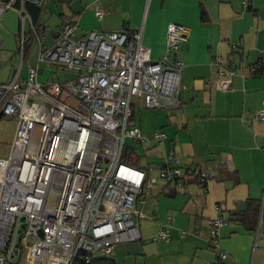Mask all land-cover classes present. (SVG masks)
Segmentation results:
<instances>
[{
  "label": "built area",
  "instance_id": "1",
  "mask_svg": "<svg viewBox=\"0 0 264 264\" xmlns=\"http://www.w3.org/2000/svg\"><path fill=\"white\" fill-rule=\"evenodd\" d=\"M46 1L0 0V20L13 10L20 22V64L12 79L0 81V118H16L9 155L0 159V264H89L106 257L112 245L140 238L135 208L140 195L159 181L180 187L190 180L205 189L213 175L172 155L154 175L121 161L126 139L141 144L165 138L162 130L143 134L130 123L131 105L137 100L145 108H177L182 62L153 59L137 31L77 35L76 24L67 21L51 29L42 20ZM26 4L40 10L37 20ZM102 14L96 7L95 15ZM186 33L182 25L168 23L167 54ZM42 63L73 74L62 79L51 74L40 82ZM214 64L218 87L229 89L235 71L221 68L219 57ZM256 117L264 118V108ZM225 223L220 217L210 221L212 244ZM154 239L170 236L161 229ZM226 255L217 249L220 261Z\"/></svg>",
  "mask_w": 264,
  "mask_h": 264
},
{
  "label": "crops",
  "instance_id": "2",
  "mask_svg": "<svg viewBox=\"0 0 264 264\" xmlns=\"http://www.w3.org/2000/svg\"><path fill=\"white\" fill-rule=\"evenodd\" d=\"M75 5L68 18L76 24V34L137 31L153 59L182 62L177 108L132 102V124L143 134L155 129L165 133L161 142L149 141V163L140 166L154 175L172 155L213 174L205 189L190 180L180 187L159 181L140 195L135 204L140 238L112 245L106 259L111 264H264V118L256 117L264 108V0H91L85 11ZM96 7L103 10L100 18ZM66 19L62 13L51 21L42 17L51 29ZM171 22L186 28L187 39L167 54ZM0 26L18 31V14L5 11ZM218 57L221 68L235 71L227 90L218 87ZM44 64L40 82L51 74L60 79L73 74ZM244 213L255 216L252 226L234 220ZM216 217L226 223L212 244L210 221ZM161 229L169 241L154 239ZM217 249L227 253L221 261Z\"/></svg>",
  "mask_w": 264,
  "mask_h": 264
},
{
  "label": "rangeland",
  "instance_id": "3",
  "mask_svg": "<svg viewBox=\"0 0 264 264\" xmlns=\"http://www.w3.org/2000/svg\"><path fill=\"white\" fill-rule=\"evenodd\" d=\"M91 0H48L45 7L42 10V17L44 20H53L54 18L59 17V14H64L65 21H69L68 16L71 14L72 5L78 9L85 11L87 9L86 5ZM20 29V22H19ZM79 35L80 33L77 32ZM51 33H47V43L50 45L54 40L50 36ZM20 33L19 30H14L10 33L7 31V28L0 26V81H9L12 79L15 74L19 64H20V53L18 51ZM35 49L33 48V52ZM35 57V56H34ZM33 57V58H34ZM33 58L31 60H33ZM27 61L25 62L26 65ZM43 66V63L41 64ZM46 65V64H44ZM44 67L40 66L39 77L41 79V72ZM47 69V68H46ZM24 71V70H23ZM70 105H74V99L70 96H67L66 100ZM133 115L130 117V123L133 121ZM134 124V123H133ZM16 128V118L12 116H6L0 118V159H6L10 152V144L13 140L14 133ZM118 133V132H117ZM126 144L134 146L136 153L140 156V164L147 165L149 163L147 147L150 146L149 142H145L142 145L138 143H132L126 139ZM139 146V149H138ZM143 147V148H142ZM144 149V150H143Z\"/></svg>",
  "mask_w": 264,
  "mask_h": 264
},
{
  "label": "trees",
  "instance_id": "4",
  "mask_svg": "<svg viewBox=\"0 0 264 264\" xmlns=\"http://www.w3.org/2000/svg\"><path fill=\"white\" fill-rule=\"evenodd\" d=\"M26 8L31 14L32 19L37 20L40 10L37 7L30 5V4H26ZM19 33H20V29H19ZM27 46H26V49H27ZM18 50H19V46H18ZM134 149H135L134 146L130 144H126V146L123 147V150L121 153V161L129 163L136 167L145 168V167L140 166V157L137 155ZM167 186H172V185H167ZM256 208L257 207H253L252 210L254 209L256 212L257 211ZM255 212L253 213V215H255ZM234 220L245 223L247 225L250 224L252 226V224L255 221V216L253 219H250V215L244 213L242 215L235 216ZM89 264H111V263L108 261V259H106V257H102V258L95 259L93 262Z\"/></svg>",
  "mask_w": 264,
  "mask_h": 264
}]
</instances>
